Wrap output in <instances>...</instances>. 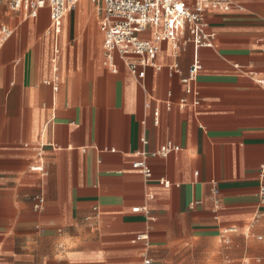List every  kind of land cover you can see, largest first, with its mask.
<instances>
[{"label":"crops","instance_id":"crops-1","mask_svg":"<svg viewBox=\"0 0 264 264\" xmlns=\"http://www.w3.org/2000/svg\"><path fill=\"white\" fill-rule=\"evenodd\" d=\"M90 3L58 35L48 8L0 6V264H264V0L208 12L214 48L163 43L143 80L104 65ZM196 57L200 105L181 108Z\"/></svg>","mask_w":264,"mask_h":264},{"label":"built area","instance_id":"built-area-1","mask_svg":"<svg viewBox=\"0 0 264 264\" xmlns=\"http://www.w3.org/2000/svg\"><path fill=\"white\" fill-rule=\"evenodd\" d=\"M7 2L14 11H23L28 17L37 18L40 11L48 8L51 29L48 35L60 34L65 16L76 9L80 0H0V6ZM96 5L99 17L100 31L104 36V65L114 74L118 73L116 58H120L132 76L143 80L148 68L157 71L163 67L157 62L160 46L163 43L172 45L173 54L178 57L185 45L198 49H213L216 35L208 31L206 14L208 12H230L233 0H90ZM4 39L12 36L13 31L0 27ZM151 36V39L148 38ZM202 70L200 59L196 57L190 65L187 74L182 77L181 84L185 97L181 100V108H186L189 99L192 105L198 107L200 100L196 91V83ZM172 74H180L179 65L169 67ZM264 86V81H261ZM155 125H159V111H155ZM143 144H147L145 138ZM178 151L172 143H168L154 152L151 157L166 158L170 153ZM143 159L133 164L132 170L150 179L151 173L147 165L148 154H142ZM33 170L44 173L41 167ZM264 178V165L262 166ZM165 187L170 184L161 182ZM215 195L219 192L213 191ZM260 195L264 204V187ZM39 204L43 202L39 199ZM219 206V200L216 199ZM138 211V209L134 210ZM260 241L264 236L259 237ZM144 264H152L145 260ZM257 264H261L258 261Z\"/></svg>","mask_w":264,"mask_h":264},{"label":"rangeland","instance_id":"rangeland-1","mask_svg":"<svg viewBox=\"0 0 264 264\" xmlns=\"http://www.w3.org/2000/svg\"><path fill=\"white\" fill-rule=\"evenodd\" d=\"M91 6H94L92 3H90ZM96 13V12H95Z\"/></svg>","mask_w":264,"mask_h":264}]
</instances>
